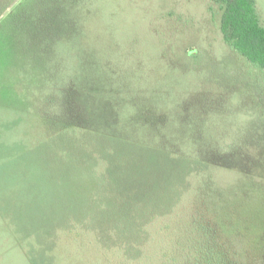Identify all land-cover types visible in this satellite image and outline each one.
Wrapping results in <instances>:
<instances>
[{
  "label": "rangeland",
  "instance_id": "rangeland-1",
  "mask_svg": "<svg viewBox=\"0 0 264 264\" xmlns=\"http://www.w3.org/2000/svg\"><path fill=\"white\" fill-rule=\"evenodd\" d=\"M222 14L213 0H0V264H101L155 209L185 220L206 192L264 233V170H239L264 162V73L224 42ZM183 110L200 143L192 124L164 138L223 167L172 156L140 122ZM53 122L90 130L62 139Z\"/></svg>",
  "mask_w": 264,
  "mask_h": 264
},
{
  "label": "trees",
  "instance_id": "trees-1",
  "mask_svg": "<svg viewBox=\"0 0 264 264\" xmlns=\"http://www.w3.org/2000/svg\"><path fill=\"white\" fill-rule=\"evenodd\" d=\"M213 1L223 5L220 29L224 42L234 52L264 73V26L258 16L255 1ZM56 34L44 36L57 39ZM51 38L50 40H52ZM106 66L108 65L106 64ZM120 92L116 90L115 94H120ZM141 103L135 100L131 102L134 106H139V108L135 107L137 113L140 112ZM137 113L135 116L130 115V122H135L133 117H138ZM185 118L190 120L187 121ZM117 121L118 117L115 114L110 115L108 130L105 132L120 139L121 135L115 127ZM165 121L166 119L162 123L149 124L145 120H140L144 125L145 132L154 137L158 136V138L164 135L163 129L164 131L168 129L166 132L172 136L179 135L181 137L185 133L182 130L185 125L192 124L190 134L196 142L195 144L200 143V140L194 137L198 121L190 117V113L186 115L184 110L181 113L178 112L171 126L165 125ZM179 121L183 125L178 123ZM177 125L181 129L175 128ZM89 127L78 124L59 125L53 122L51 135H58L57 137L62 139L69 137L72 139L69 136L71 133H75V131L78 133L77 130H81L83 133L85 130H90ZM113 129H116L115 132ZM178 143L179 140L176 139L168 142L163 136L161 147L170 151L172 156L184 157L186 161L204 166L206 170L212 165H214L212 168L223 167L221 164L204 161L189 151L188 153L181 151L177 147ZM187 143L189 149L194 144L188 140ZM256 165L260 167L259 169L263 168L264 170V162L260 160L246 162L239 170H243L242 172L248 176L251 174V167L254 168ZM206 194L201 193L191 200L188 205L189 209L185 211V220L177 219L181 214L174 208H167V211L155 209L150 215L151 218L142 221L139 227L140 241L131 248H126L128 244L126 242L122 247L108 244L103 249L105 259L101 264H264V233L262 235L252 233L253 223L248 216L243 214L242 206L239 204L235 206L228 198H214L211 193L206 192ZM77 237L80 236L77 235Z\"/></svg>",
  "mask_w": 264,
  "mask_h": 264
}]
</instances>
